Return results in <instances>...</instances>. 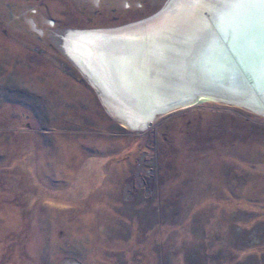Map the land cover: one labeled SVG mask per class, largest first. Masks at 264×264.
Returning a JSON list of instances; mask_svg holds the SVG:
<instances>
[{
  "label": "rangeland",
  "instance_id": "rangeland-1",
  "mask_svg": "<svg viewBox=\"0 0 264 264\" xmlns=\"http://www.w3.org/2000/svg\"><path fill=\"white\" fill-rule=\"evenodd\" d=\"M170 1L0 0V264H264V114L203 100L134 131L61 48L142 46Z\"/></svg>",
  "mask_w": 264,
  "mask_h": 264
},
{
  "label": "bare ground",
  "instance_id": "bare-ground-1",
  "mask_svg": "<svg viewBox=\"0 0 264 264\" xmlns=\"http://www.w3.org/2000/svg\"><path fill=\"white\" fill-rule=\"evenodd\" d=\"M191 1L193 2V0H171L168 3L169 7L155 17L168 20H164L165 28L170 23H173L172 25L181 23V19L188 21L198 0H194L196 2L187 8L184 16H179L182 12L178 17L173 15L179 12L182 5ZM262 1L264 0H227L222 3L220 0L217 8L212 11L219 9L221 13H225L230 11L229 7L232 10L242 7L238 11H244L247 7L246 3L259 4ZM251 13L254 14L255 10ZM257 18L264 25V14ZM121 30L125 29L69 30L63 34L61 48L91 86L100 92L105 106L124 127L138 132L143 131L152 126L155 117L175 109L189 107L191 104L186 103L191 100L193 103L203 100L217 101L242 106L259 113L263 111L256 108V102L253 100L233 97L232 88L240 75L232 67L226 66L223 58L221 62L215 64L216 69H213L211 62L216 58L209 57L212 53V45L208 40V35L212 37L213 32L208 20L202 16L194 18L192 29L170 34L171 39L167 42L165 39L167 35L163 34L168 33V29L165 33L161 31L145 35L146 44L138 47L130 45L132 40L130 37H120ZM259 30L264 32V28ZM240 37L250 39L251 42L249 50L253 59H249L251 64L248 70L261 75L264 73V64H262L264 59L255 60L254 54L256 52L261 58L264 55V34L261 35L255 30ZM246 40L241 44L244 47L249 44L245 43ZM190 52L197 55H192ZM200 60H202L200 65L203 67H198ZM190 63L193 66L192 71L185 70L184 66ZM226 87H231V90ZM238 88L242 87L238 86ZM242 91L244 92V89ZM193 93L199 96L196 97ZM202 94L213 96L210 98ZM182 101L184 102L181 103Z\"/></svg>",
  "mask_w": 264,
  "mask_h": 264
},
{
  "label": "water",
  "instance_id": "water-1",
  "mask_svg": "<svg viewBox=\"0 0 264 264\" xmlns=\"http://www.w3.org/2000/svg\"><path fill=\"white\" fill-rule=\"evenodd\" d=\"M214 1L215 3H213L212 6L210 7L203 6L202 7L203 13H201L202 15H200L202 16V18H205L206 20H208L212 28V32H213L212 37L208 35L209 43H211L212 45V53H211L212 56L210 54L209 57L213 59L216 58L215 61L211 62V65L213 69H216L215 64L221 62V60L224 59L227 64L226 66L228 67L230 66L234 70L238 71L240 76L234 82V85H233L234 88H232L233 89L232 91L234 93L232 94L233 97L235 96L237 98H243V99L248 98V100H253L256 102V108L259 110L262 109L263 110L262 112H264V85L262 86V84L264 83V73H262L261 75H257L252 70L251 71L248 70L251 64L249 59L250 58L253 59V56H251L252 53L249 50L251 42H250V39L240 37L242 35L245 36L247 33L248 34L252 33L255 30H258V32H260L261 35L264 34V32H261L262 30H259V29L264 28V25H262V23H260L259 19L257 18L261 14H264V1L260 2L259 4L255 2H248L246 3L247 7L244 11H238L242 9V7L236 8L234 10H232L229 7L230 11H227L225 13H221L219 9L218 11H215V12L212 11L213 9L217 8V5L220 3V0H214ZM254 10H255V13L252 14L251 12H253ZM186 11L187 10L180 9L177 14L173 15V17H176V16L178 17L180 12H182V14H180L179 16H184L185 15L184 13H186ZM161 12H162V9H160L159 11H157L155 14L151 16H159ZM253 17H255V19H253ZM156 20L158 21L160 19H156ZM191 20L193 23L194 21L193 18ZM180 22L181 23H178V25H172L173 23L172 24L170 23L166 28L160 29L157 31L155 29V31H152L153 32L152 34L160 33L161 31H163L162 33H165V31L168 29L169 30L168 33L163 34V35H167V37L165 36L166 37L165 39L167 42L169 39H171L170 34H174L176 32L179 33L182 31L185 32V30L182 29L183 27L182 25L185 22V20L181 19ZM193 26H194V23L192 24L191 29ZM244 40H246L245 41L246 44L249 43L247 47H244L241 45V44H244L243 42ZM132 44L133 43H131L130 45ZM133 45L136 46L135 44ZM190 54H192V52H190ZM192 55H197V54L193 52ZM254 55H255V60H257V58L260 60L264 59L263 58L264 55L262 56V58L258 56L256 52ZM263 61H262V64H264ZM201 62L202 60L199 61L198 67L202 66L200 65ZM191 64L192 63H190L188 66H184L185 70L187 69V71H192L193 66ZM207 64L209 65V63ZM238 86L242 88H238ZM228 88L229 90H231V87H228ZM242 89H244V92L242 91ZM193 94H196V97L199 96L197 93H193ZM204 95L210 96V98L211 96H213L212 94H202V96ZM183 102L184 101H182L181 103ZM192 103H193V100H191V102L186 103V104H192ZM186 104H179V105H186Z\"/></svg>",
  "mask_w": 264,
  "mask_h": 264
},
{
  "label": "flooded vegetation",
  "instance_id": "flooded-vegetation-1",
  "mask_svg": "<svg viewBox=\"0 0 264 264\" xmlns=\"http://www.w3.org/2000/svg\"><path fill=\"white\" fill-rule=\"evenodd\" d=\"M74 30H76V29H74ZM85 31H88V30H85ZM242 107V106H241ZM245 108V107H244ZM246 109H248V108H246ZM248 110H252V109H248ZM254 111V110H253Z\"/></svg>",
  "mask_w": 264,
  "mask_h": 264
},
{
  "label": "snow or ice",
  "instance_id": "snow-or-ice-1",
  "mask_svg": "<svg viewBox=\"0 0 264 264\" xmlns=\"http://www.w3.org/2000/svg\"><path fill=\"white\" fill-rule=\"evenodd\" d=\"M227 2V0H222V3Z\"/></svg>",
  "mask_w": 264,
  "mask_h": 264
}]
</instances>
